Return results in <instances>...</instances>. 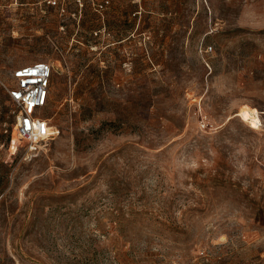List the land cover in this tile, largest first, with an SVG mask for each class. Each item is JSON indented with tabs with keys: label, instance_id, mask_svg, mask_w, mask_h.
<instances>
[{
	"label": "rangeland",
	"instance_id": "374dc122",
	"mask_svg": "<svg viewBox=\"0 0 264 264\" xmlns=\"http://www.w3.org/2000/svg\"><path fill=\"white\" fill-rule=\"evenodd\" d=\"M82 1L0 0V264H264V0ZM41 60L31 152L8 89Z\"/></svg>",
	"mask_w": 264,
	"mask_h": 264
},
{
	"label": "built area",
	"instance_id": "2783aa9c",
	"mask_svg": "<svg viewBox=\"0 0 264 264\" xmlns=\"http://www.w3.org/2000/svg\"><path fill=\"white\" fill-rule=\"evenodd\" d=\"M67 0H47L49 4L58 6L61 14L66 13ZM76 4H83L82 0H71ZM109 1L106 0L105 4ZM104 6V3L100 5ZM212 50L210 46L208 48ZM207 49V50H208ZM53 66L48 61H36L19 67L13 73L16 84L9 87V95L16 108L14 137L12 142L25 141L29 144V151L34 152L36 145L52 139L57 130L44 116L42 109L47 105L50 97ZM40 112L41 115L37 112Z\"/></svg>",
	"mask_w": 264,
	"mask_h": 264
},
{
	"label": "bare ground",
	"instance_id": "6f19581e",
	"mask_svg": "<svg viewBox=\"0 0 264 264\" xmlns=\"http://www.w3.org/2000/svg\"><path fill=\"white\" fill-rule=\"evenodd\" d=\"M238 116H240L243 120L250 122L255 127L261 126V119L258 114L257 109H248L243 108L239 113ZM261 124V125H260Z\"/></svg>",
	"mask_w": 264,
	"mask_h": 264
}]
</instances>
